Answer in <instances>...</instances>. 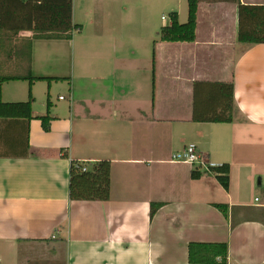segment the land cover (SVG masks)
Here are the masks:
<instances>
[{
  "label": "crops",
  "instance_id": "crops-1",
  "mask_svg": "<svg viewBox=\"0 0 264 264\" xmlns=\"http://www.w3.org/2000/svg\"><path fill=\"white\" fill-rule=\"evenodd\" d=\"M128 2L73 0V32L0 30V79H21L0 101L34 99L29 123L0 120V264H189L190 243L227 244L228 264H264V44L238 41V2L264 0H200L192 43L160 40L171 19L117 25ZM146 5L188 21V0ZM196 82L234 85L232 123L193 122ZM190 145L230 166L228 191L174 161ZM102 161L109 200L71 201L72 162ZM153 203L164 206L151 219Z\"/></svg>",
  "mask_w": 264,
  "mask_h": 264
},
{
  "label": "trees",
  "instance_id": "trees-1",
  "mask_svg": "<svg viewBox=\"0 0 264 264\" xmlns=\"http://www.w3.org/2000/svg\"><path fill=\"white\" fill-rule=\"evenodd\" d=\"M200 0H188V21L181 24L178 14L170 15V26L161 29L162 42L192 43L196 39L197 11ZM237 1V0H234ZM73 0H0V30L10 32H73L80 29L73 24ZM238 41L242 44H264V6H245L238 2ZM19 78L0 79V88L10 81ZM60 78H30V85L37 81L61 82ZM234 85L218 82H196L194 84L193 117L194 123L228 124L234 120ZM34 99L18 103L0 101V120L25 121L33 120L32 106ZM51 103L47 101V114L38 119L43 130H51L49 115ZM81 164L72 162L69 171V197L77 201H108L111 186V164L102 161L82 171ZM86 168V167H85ZM206 173L214 174L224 190H229L230 166L211 168ZM201 170L192 171L193 180L201 178ZM164 206L153 203L150 218ZM226 218L229 206L216 205ZM188 252L189 264H228L229 248L227 244L190 243Z\"/></svg>",
  "mask_w": 264,
  "mask_h": 264
},
{
  "label": "rangeland",
  "instance_id": "rangeland-1",
  "mask_svg": "<svg viewBox=\"0 0 264 264\" xmlns=\"http://www.w3.org/2000/svg\"><path fill=\"white\" fill-rule=\"evenodd\" d=\"M125 1V0H123ZM128 3L121 4L118 9V16H116L115 23L122 27H129V26H142V25H153L159 28L161 26V18L165 17L167 19V23H170V15L168 12H166L165 9H162L161 6H155L151 8V6L146 5V0H128ZM151 8V9H150ZM131 11L137 12V17H131L130 13ZM186 14H187V8H186ZM133 18V19H132ZM187 18V17H186ZM187 19H185L186 23ZM184 24V23H183ZM161 28V27H160ZM86 54V53H85ZM91 56L97 55V49L93 48L90 50ZM82 54L79 52L77 53V56L75 58V65L77 66L80 62ZM72 64L69 63V70ZM44 87V86H42ZM45 99L42 97L40 99V106L42 110H44V102Z\"/></svg>",
  "mask_w": 264,
  "mask_h": 264
},
{
  "label": "built area",
  "instance_id": "built-area-1",
  "mask_svg": "<svg viewBox=\"0 0 264 264\" xmlns=\"http://www.w3.org/2000/svg\"><path fill=\"white\" fill-rule=\"evenodd\" d=\"M163 21H166L165 17H162ZM175 162L189 163L202 170L209 171L211 168H216V166L211 165L203 158V156L198 152L197 147L194 145L188 146L184 151L174 155ZM82 171H86V168H82Z\"/></svg>",
  "mask_w": 264,
  "mask_h": 264
}]
</instances>
